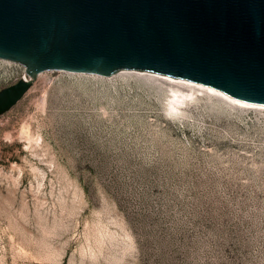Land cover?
Listing matches in <instances>:
<instances>
[{"label":"rangeland","instance_id":"1","mask_svg":"<svg viewBox=\"0 0 264 264\" xmlns=\"http://www.w3.org/2000/svg\"><path fill=\"white\" fill-rule=\"evenodd\" d=\"M156 75L47 71L0 116V264H264V109Z\"/></svg>","mask_w":264,"mask_h":264},{"label":"water","instance_id":"2","mask_svg":"<svg viewBox=\"0 0 264 264\" xmlns=\"http://www.w3.org/2000/svg\"><path fill=\"white\" fill-rule=\"evenodd\" d=\"M0 58L26 67L0 116L47 71L147 72L264 106V0H0Z\"/></svg>","mask_w":264,"mask_h":264},{"label":"bare ground","instance_id":"3","mask_svg":"<svg viewBox=\"0 0 264 264\" xmlns=\"http://www.w3.org/2000/svg\"><path fill=\"white\" fill-rule=\"evenodd\" d=\"M125 71H128V70H125ZM156 76H159V75H156ZM24 77H26V73H25ZM160 77L161 78H167V80H171L172 82H179V84H185V85L193 86V87H196L200 90H207L211 93H214V94H217L219 96L226 98L227 100H229L230 102H232L234 104H240V106H247V107H252V108L254 107V108L264 109V106L252 105V104H248L245 102H241L238 100L231 99V98L219 93L218 91L211 89L209 87H206V86H202L199 84H195V83H191V82H187V81L179 80V79H175V78H170V77H166V76H160ZM191 96H193L192 93H190V94L189 93H179V92L175 93V98L170 102V111L171 112L178 111L179 103H181L184 98L191 97ZM179 99H181V100H179Z\"/></svg>","mask_w":264,"mask_h":264}]
</instances>
